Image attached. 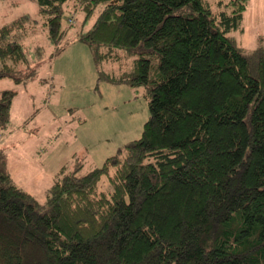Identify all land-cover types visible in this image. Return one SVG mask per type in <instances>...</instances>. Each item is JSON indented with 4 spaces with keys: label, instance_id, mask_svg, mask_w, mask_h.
I'll use <instances>...</instances> for the list:
<instances>
[{
    "label": "trees",
    "instance_id": "obj_1",
    "mask_svg": "<svg viewBox=\"0 0 264 264\" xmlns=\"http://www.w3.org/2000/svg\"><path fill=\"white\" fill-rule=\"evenodd\" d=\"M67 1L37 0L55 44ZM247 5L214 14L206 0H74L84 25L101 7L79 37L97 63L116 50L136 57L105 79L143 85L149 116L100 167H62L44 204L15 185L0 149V264H264V49L228 36ZM30 22L0 29V80L22 82L15 33ZM15 97L0 94V130Z\"/></svg>",
    "mask_w": 264,
    "mask_h": 264
},
{
    "label": "rangeland",
    "instance_id": "obj_2",
    "mask_svg": "<svg viewBox=\"0 0 264 264\" xmlns=\"http://www.w3.org/2000/svg\"><path fill=\"white\" fill-rule=\"evenodd\" d=\"M206 1L217 14L230 11L225 6L232 0ZM257 1L248 0L246 32L228 34L246 52L256 48L253 37L264 33V27L257 32L250 29ZM73 4L74 0H68L63 5L61 26L65 33L55 44L42 26L44 19L38 12L37 0H0V29L23 15L33 20L15 33L25 57V63L16 67L22 82L17 85L10 79L0 80V94L4 90L16 93L9 123L0 130L5 134L15 132L0 149H6L14 164V183L40 204L45 203L48 190L62 177L56 180L62 167L63 175L73 172L77 165L81 166L79 175L100 167L141 136L149 116L143 85L131 87L105 79L129 72L136 57L116 50L117 61L97 63L92 48L79 37L94 23L101 7L84 25V14L73 11ZM72 17L74 23L70 25ZM2 64L0 61V67ZM98 187L112 191L104 177Z\"/></svg>",
    "mask_w": 264,
    "mask_h": 264
},
{
    "label": "crops",
    "instance_id": "obj_3",
    "mask_svg": "<svg viewBox=\"0 0 264 264\" xmlns=\"http://www.w3.org/2000/svg\"><path fill=\"white\" fill-rule=\"evenodd\" d=\"M248 7H249V3L247 5L246 11L243 14V19H242V24H241V28L242 29L240 30V32L242 34L246 32L245 31L246 28H245L244 25H245V20H246V17H247V14L246 13H247ZM250 21H251V28L250 29L252 31L257 32L260 29H263V27H264V0H258L257 1V9L255 10V7H254V15L252 14L250 16ZM263 32H264V29H263ZM253 39L255 41L254 43H256V48L261 47V48L264 49V33L262 34V36H260L257 33L256 37H253ZM5 132H0V145H3L8 138H11L14 135V132L15 131L13 133H9V134H5ZM9 136H11V137H9ZM1 150L3 152H5V154H6V151H5L6 149L5 148H1ZM7 158H8V156H7ZM13 165L14 164L12 163V161H10V159H8V171L10 173L11 178H12V173H11L12 172V169H11V167H13ZM56 176H57V178H56V180H57L59 178V174H57ZM12 180H13V178H12ZM13 182H14V180H13Z\"/></svg>",
    "mask_w": 264,
    "mask_h": 264
},
{
    "label": "built area",
    "instance_id": "obj_4",
    "mask_svg": "<svg viewBox=\"0 0 264 264\" xmlns=\"http://www.w3.org/2000/svg\"><path fill=\"white\" fill-rule=\"evenodd\" d=\"M74 22V18L72 17V19L69 20V24H72Z\"/></svg>",
    "mask_w": 264,
    "mask_h": 264
}]
</instances>
